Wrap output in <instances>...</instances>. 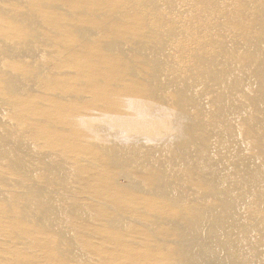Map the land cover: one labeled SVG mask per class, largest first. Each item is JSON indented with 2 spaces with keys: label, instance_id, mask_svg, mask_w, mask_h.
Here are the masks:
<instances>
[{
  "label": "bare ground",
  "instance_id": "6f19581e",
  "mask_svg": "<svg viewBox=\"0 0 264 264\" xmlns=\"http://www.w3.org/2000/svg\"><path fill=\"white\" fill-rule=\"evenodd\" d=\"M0 264H264V0H0Z\"/></svg>",
  "mask_w": 264,
  "mask_h": 264
},
{
  "label": "rangeland",
  "instance_id": "374dc122",
  "mask_svg": "<svg viewBox=\"0 0 264 264\" xmlns=\"http://www.w3.org/2000/svg\"><path fill=\"white\" fill-rule=\"evenodd\" d=\"M119 182H120L121 185H124L125 180L124 179H120Z\"/></svg>",
  "mask_w": 264,
  "mask_h": 264
}]
</instances>
